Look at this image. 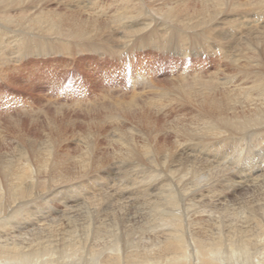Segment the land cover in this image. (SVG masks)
<instances>
[{"label": "bare ground", "instance_id": "1", "mask_svg": "<svg viewBox=\"0 0 264 264\" xmlns=\"http://www.w3.org/2000/svg\"><path fill=\"white\" fill-rule=\"evenodd\" d=\"M31 1L36 5L37 0ZM142 1L110 0L114 13L103 15L96 11L95 0H79L78 5L86 9L85 20L80 16L43 12L46 2L22 11L19 19H0V80L8 86H15L13 79L17 78L19 65L29 57H44L47 51L70 57L75 51L86 50L120 57L116 44L109 49L114 40L127 49L139 45L167 53H176L174 47L179 45L182 54H178L183 56L187 54L186 42L190 37L193 43L189 45L196 46L193 51L197 49L196 41H202L198 47L216 55H212L210 69L207 65L211 59L198 63V71L187 75L181 84L177 80L167 86L148 74L134 78L132 88L125 93L128 98L117 99L111 93L103 96L106 101L100 105L114 102L120 111H110L100 118L98 114L95 118L89 115L100 109L91 102L93 110L87 108L90 113L85 116L96 131L88 130L85 135L74 137L83 145L79 150L85 149L82 155L71 159L76 170L82 169L76 173L78 177L69 179L71 171L60 168L63 161L57 158L64 140L56 144L64 133L61 128L56 129L47 113L45 123L49 132L55 133L53 137L31 143L19 139L23 137L21 131L15 133L14 139L20 140L14 146L21 151H17L19 157L0 151V264H264V172L255 171L264 164V156L252 154L243 163V152L237 148L239 137L264 141V0H191V8L190 0H157L160 6L156 9H148ZM9 3L13 9H23L18 1L16 4L15 0H0V14L11 9ZM146 12L170 23V27L156 19H152L155 22L152 24ZM24 13L29 14L23 19ZM15 20L20 23L13 27ZM226 21L234 24L233 30L237 27L247 33L243 44H237L238 54L232 56L218 48L221 42L207 41L215 35V28L211 27ZM257 24L260 29H256ZM159 28L164 30V37L155 35ZM198 28L201 30H194ZM105 34L106 39H102ZM223 68L238 74L228 82L201 77L218 75ZM107 87L101 89L111 91ZM75 105L74 108L81 107ZM25 107L21 112L31 118L29 125L34 126L39 116L33 117L34 111ZM63 108L67 109L66 105L55 104L56 111ZM12 126L21 129L17 124ZM103 128H107L103 136L109 138L108 148L118 142L108 157L135 162L140 174L137 180L134 176V182L129 180L132 183L109 188L115 194L111 190L112 193H102L98 199L95 195L82 197L79 196L85 189L82 178L91 168L101 170L98 163L101 159L91 158L90 141L97 139ZM3 131L0 128V143L6 141ZM253 147L249 146V151ZM66 150L60 153L67 159ZM226 155L232 161L214 158ZM146 156H150L149 161ZM206 156L209 160L204 162ZM196 161L202 165L197 166ZM230 167L250 169L251 174L242 176L240 170L235 177L228 173ZM74 183L82 185L70 192L71 199L76 200L59 201L61 207L49 205L52 202L48 197L53 192L59 194L61 188L69 192L67 186ZM225 190L234 197H229ZM137 192L145 197L143 201ZM248 192L252 194L247 196ZM42 196L46 201L40 206ZM111 196L118 201L108 202Z\"/></svg>", "mask_w": 264, "mask_h": 264}, {"label": "rangeland", "instance_id": "2", "mask_svg": "<svg viewBox=\"0 0 264 264\" xmlns=\"http://www.w3.org/2000/svg\"><path fill=\"white\" fill-rule=\"evenodd\" d=\"M17 1H18V3H22L19 5L21 6L20 8H23V9H18V8L13 9L12 8L13 4L9 3V4H12L11 9L7 10V13H4V14L1 13L0 19L1 18L2 19L7 18V17H10L13 19L14 18L19 19L20 13H22V11H29L28 9L33 8V6H38L42 2L47 3V1H49V0H47V1L46 0H44V1L43 0H41V1L37 0L36 5L32 4L31 0H15L16 4H17ZM70 1L71 2L74 1V2L71 3ZM78 1H76V0H50L47 3V5H44L43 12L44 11H46V12L51 11L53 13H58V14H62L65 16H74V17L80 16L78 18L85 20L87 15L83 11H86V9L82 6H79L77 3ZM98 1L100 3H98ZM105 1L107 3H105ZM108 1H110V0H95L96 11H98V12L101 11V14L103 13V15H105L104 13H106V15H107V12H108V14L113 15L114 8L111 6L110 2H108ZM143 1H145V4H146V6H148V9H156V8H159L157 6H160V4H159L160 2H158L157 0H155V1L143 0ZM151 1L154 2V4L151 3ZM239 1H242V0H239ZM191 2H193V1L190 0V2H188V6L190 8L193 7ZM171 4H173V3H171ZM100 5H102V6H100ZM107 5H109V6H107ZM106 6L110 7V8L107 9ZM105 8L107 9V11ZM103 10L105 12H102ZM109 10H110V12H109ZM226 13L230 14V12H226ZM28 14L24 13L21 17L24 19V17ZM226 15L227 14H225V16ZM145 16L148 18V20L150 22H152V24L155 23L152 19H154V20L156 19V22H157V20H158V22L161 21V23H163L162 25H164V26L166 25L167 27H170V25H171L170 23H166L163 20H160L159 17L158 18L154 17V15H152L148 12L145 13ZM225 16H222V19ZM235 19L236 18H233V20H235ZM17 22L20 23L18 20L17 21L15 20V23H13L12 26L16 25ZM133 22H135V21H133ZM23 23H24V21H23ZM257 25L259 27L257 26L258 28H256V29H260V25L259 24H257ZM12 26L9 25V27H12ZM152 26H154V25H152ZM111 27H113V25H111ZM233 27H234V24L228 23L227 21L223 25L219 24V25H215V27L214 26L211 27V29L215 28V35L213 36L215 39H213V37H211V35H210L211 38L207 39L208 44H209V41H214L217 44L219 41V42H221L220 45L221 44L222 45L219 46L218 48L219 49H225L227 52L229 51L228 52L229 56L230 55L232 56L233 54L234 55L238 54L237 50L239 49V46L237 44H239V43L241 45L243 44V40H245L244 37H247V33L244 30H241L237 27L235 29L236 32H234L235 30H233L234 29ZM164 28H166V27H163V29ZM176 29H177V27H176ZM156 30L157 31H156L155 35H160L162 37L164 30H162V28H159V30L158 29H156ZM160 30H161V32H160ZM194 30L198 31L201 29L198 28V29H194ZM194 30H192V31H194ZM228 31H229V33H228ZM118 34H120V33H118ZM216 35H218V36H216ZM102 36H103L102 39H106V34L102 35ZM115 36L118 37V35H115ZM163 37H164V35H163ZM172 37H176V36H172ZM171 39L174 40L175 38H171ZM191 40H192V38H190V37L187 38L188 42H186V43L188 44L189 48L186 49L187 54L183 55V56L181 55L182 50H181V46H179V45H176L175 46L176 48L174 47V51H176V53H169V52L167 53L166 51L158 52L154 48H140L139 45L133 46V47H138V48L127 49V47H125V46L123 47L122 44H121V46H119L120 44L116 40H114L115 42H113L112 45H111V43L108 45V46H110L109 49H112L114 47V44H116L115 47L119 49V52L121 55L120 57L110 56L111 57L110 58L106 54H103L101 52L100 53L99 52H92L91 50L90 51L86 50L85 52L82 51V52H78V53H77V51H75L73 53L74 56L71 55L72 57L71 56L68 57L69 55L64 56L63 53H62L63 55H61L59 52H55L56 54H54V53L47 54L49 52V51H47L44 53V57L33 56V57H29L25 61H22L23 63L21 62L19 65V69H18L19 71L17 74V78L13 79L16 83L15 86L14 85L8 86V84H6V82L4 83V82H1V80H0V128L2 130H4L2 133H4L5 140H6V141H4V143H0L1 153L5 154V155H9V156H12L15 154V156L19 157V153L21 151L19 148L15 149V147L17 145L16 143L20 142L21 139L27 140V141L29 140L28 142H31V143H32V141L39 143L41 141L43 142L46 139V136L48 138L53 137V135L55 133L49 132L48 127H47V123H45L46 118L44 115L47 113L46 116L48 118H50L52 121H54L56 129H58L60 131V128H61L63 130L62 132L64 133V135H63L64 137L61 136V139L59 137L58 142L56 144V145H58L64 140L60 144L61 146L59 148V154H58L59 157L57 158L58 161L60 160L59 162H62V161L64 162V163L63 162L61 163L62 165L60 166V168L64 169L65 171L67 169L68 172L71 171V172H69L70 173V176H68L69 179L78 177L79 174H76V173H81L82 169H80L78 167V169L76 170V166L73 164V160H71V159H73L74 157H77L79 155H82L81 153L85 149L79 150L78 147H80V146L82 147L83 145L80 144L81 142H77L76 138H74V137L76 136V134L79 135L80 133H82V135H85L86 131H88V130L89 131L90 130L96 131L92 125L87 123V120H86L87 117L85 116V114L90 113L88 110H93L89 104H91V102H92V104H96L97 107H99V109H100L99 112H95V113H97L96 115H95V113H93L89 116L96 118V116L98 114H100L97 116L98 118H100V116L106 115L110 111H116V110L120 111L121 110L117 107V105H115L114 102H111L108 104H107V102H105L104 105L105 106L108 105V106H106V109H104L103 108L104 105L103 104L100 105L101 102L106 101V100H103V96L107 97V94L111 93L113 96H116L117 99H119V97L128 98V97H126L125 93L132 88V86L134 84V82H133L134 78L147 77L148 74H151L153 79H156L159 83L170 86V83L172 81H173V83H176V81L178 80L179 84H181L183 79H187V77H189V74L192 75L194 71L195 72L198 71V70H196L198 63L199 64L206 63L209 59H211V60H209L210 63H208V65L206 64L208 66L207 68L210 69L212 67L211 61H213L212 55H214V56H216V55L212 54V52L210 54L209 52L202 51L198 47V45L203 44L202 41H196V42H198L197 49H195V51H193L192 49L196 48V46L193 47V44L189 45V44L193 43V40L192 41ZM204 40H206V39L204 38ZM227 42H228V44H227ZM173 43H174V41H173ZM175 43H176V41H175ZM199 49L201 50V52H200L201 54L199 53L200 55L196 53V51H198ZM214 49H213V51H214ZM125 50L126 51L128 50L127 51L128 53L125 52ZM192 51L195 54L192 53ZM178 52H180L181 54H178ZM183 52H185V51H183ZM79 53H80V55H79ZM202 54H204V55H202ZM15 67L18 68L17 62L15 64ZM35 68H37L38 71L35 72V70H34ZM223 69L224 70L221 73L219 72L220 74L218 73V75H215L216 77L213 76L214 73H212L211 76H209V75L205 76L207 74H203V76H201V77H203L204 79H210L211 77H213L211 79H214V80L221 78V79H219L220 81L223 80V81L228 82V81H230L229 79H232L231 76L238 74L236 71L231 70L232 71L231 72V71H229L230 69H226V68H223ZM213 71H215V70H211V72H213ZM182 74H184V75H182ZM18 75H19V77H18ZM226 75H228V76L230 75V76L228 77ZM184 76H185V78H183ZM54 77H55V79H54ZM225 77L228 78V80L225 79ZM28 82H29V84H28ZM55 82H57L58 84L60 83V85H58ZM99 84H100V86H99ZM176 85H178V84H176ZM101 87L111 88V91L104 92L105 90H102ZM130 93H132V92H130ZM120 94H122V96H120ZM72 96H74V97H72ZM108 97H110V96H108ZM49 98H50V100H49ZM13 99H15V100H13ZM126 100H128V99H126ZM78 102H80V103H78ZM13 103H14V105L15 104H18V105L14 106V105H12ZM9 104H11V105H9ZM55 104L56 105H66L67 109L63 108L62 110L56 111L55 110ZM75 104H81L80 108H81V110L83 109V111L80 112V108L78 106L77 107L79 109L74 108L76 106ZM6 105L10 106V107H7ZM12 106H14L13 107L14 109L12 108ZM22 106H23V108H22ZM25 106H27V107H25ZM2 107H7L4 110L8 111V113H6ZM24 107L26 109L28 107H29V109L31 108L30 110L27 109L28 111H34L32 113L33 117L39 116L37 118V123H35L34 126L29 125L31 118L22 114L23 112H21V111L25 110ZM87 108H88V110H87ZM22 109H24V110H22ZM111 109H113V110H111ZM176 110H181V109L176 108ZM122 111L125 112V110H122ZM154 111L155 110H151V112H154ZM175 112L180 113L183 111H175ZM57 113H58V115H57ZM60 113L62 114V116ZM14 120H16V121H14ZM55 121H57V122L55 123ZM71 121H73L74 123ZM15 124H17L18 127L21 129L20 130L14 129V126H12V125H15ZM125 127H128V123H126ZM106 129L107 128H103L100 131V136L97 139H94L93 142L90 141L91 145H92L91 158L93 159V161L97 160V159H101V160L103 159V161L98 160V163H100L101 170L94 171L91 168L90 172L85 177L82 178L81 181L85 185V189L82 193H80L79 196L83 197L84 195H87V196L95 195V197L98 199V198H100L99 196L102 195V193H105V192L109 193V192H111V190L114 192V189L109 190V188H111L113 185L117 186V184L118 185H125L126 183L127 184L132 183V182H134L133 178L136 177V180H137V177L140 174V172H138L136 170L139 168L135 164V162H132L130 160H125V159L122 161L123 158H121V160H114L112 157H110V156L108 157V153H111L112 149L114 151V149H115L114 147H115V145H117L118 142L113 143V145L110 148H108L109 138H106V136H103ZM18 131H21L20 134L23 136V137L19 138L20 140L16 137L14 139L15 133H17ZM25 136H27V137H25ZM77 139L80 141H84L81 138L80 139L77 138ZM65 140H67V141L65 142ZM237 140L239 142V145L237 148H241V150L243 152L241 155V158H243L242 159L243 163H244L245 159L247 157L251 156L252 154H255V156L257 155V157H259V155L264 156V145H263L264 141H261L259 143V142H257V140L254 137H239ZM256 143L259 144L260 146H257ZM251 145H254V147L252 148L251 151H249V149H250L249 146H251ZM20 148L22 151H25V150H23L22 147H20ZM66 149H68V150H66ZM63 150H66L69 157H71V156L72 157L71 158L67 157V159H66V156H63V155L61 156L62 153H60V152ZM183 151H185V150L183 149ZM78 152H80V153H78ZM244 154H247V156L244 157ZM102 155H103V157H101ZM146 157H147L146 161H149L150 156H146ZM199 158H201V156H199ZM214 158L218 159L220 162L226 161V163H227L229 161H232V158H230L229 155H226V157H224V158H219V157H215V156H214ZM61 159H62V161H61ZM207 159H208V157L206 156L204 162H207ZM210 159H213V157H210ZM55 161H56V159H55ZM76 162L77 161H75V163ZM109 162H110V164H109ZM243 163H242V165H243ZM263 163H264V160H263ZM195 164L197 166L202 165L199 161H196ZM102 166L104 167V169ZM105 167H108V168H105ZM114 167H116V168H114ZM118 167H119V170H118ZM240 170L241 169H238V167H233V168L230 167L228 173L232 174V176L238 177L236 175V172H240ZM249 170L250 169L244 168L241 170L240 173H242L241 174L242 176H246L248 173L250 175L251 173L249 172ZM255 171H259V174H263L264 164L262 165V167L256 169ZM110 174H112V175H110ZM115 174H116V176H115ZM111 177H112V179H111ZM129 180L132 182H130ZM61 181L64 182V180H61ZM76 183H78V182H76ZM76 183H74V185L71 184L70 187L67 186V189L69 190V192L64 188H61L62 190L60 189L59 194H58V192H57V194H55L53 192L50 197H48V195H46L48 197V199L52 202V204L50 203L49 205L50 206L52 205L51 207H54V206L61 207L58 203L59 201L63 200V201H67V202H72V200H76V199H71V197H70L71 194L74 193L81 185V184L76 185ZM70 192H72V193H70ZM244 192L245 191H242V194ZM226 193H229V197H232V198L234 197L230 191H226ZM248 193L249 194H246L247 196L252 194L250 192H248ZM114 194H115V192H114ZM136 194H138L139 199L141 201H143V199L145 197L142 194H139L138 192ZM38 195H40V194H38ZM73 195H75V194H73ZM32 198H34V195L30 199H32ZM40 200L42 202L40 201L39 205L42 206V205H44V203L46 201V197L42 196V198ZM114 201L117 202L118 200L116 199V197L114 198V196H111V199H109L108 202L111 203ZM54 202H56V203H54ZM216 204H218V202ZM25 207H27V206H25ZM40 210H44V209L40 208ZM157 225L158 224H156V226ZM140 248H142V247L140 246ZM189 252L190 251L188 250V253Z\"/></svg>", "mask_w": 264, "mask_h": 264}]
</instances>
